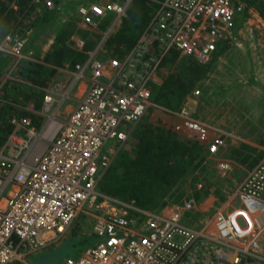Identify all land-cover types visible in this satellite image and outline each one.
Listing matches in <instances>:
<instances>
[{"label": "built area", "instance_id": "obj_1", "mask_svg": "<svg viewBox=\"0 0 264 264\" xmlns=\"http://www.w3.org/2000/svg\"><path fill=\"white\" fill-rule=\"evenodd\" d=\"M32 2L54 7L53 0ZM149 2L155 9L126 55L98 58L106 34L76 65L70 87L65 90L59 82L44 88L47 122L27 115L11 119L12 130L0 149V264H31V255L59 244L82 216L99 242L59 264H264V155L238 187V204L200 228L183 220L185 212L197 208L194 196L181 206L148 211L98 190L119 151L156 106L152 89L166 56L176 50L209 64L233 38L244 9L235 0ZM129 4L105 0L77 9L84 28L93 31L110 12L124 16ZM78 44L82 47L83 40ZM25 46L23 37L9 32L0 52L19 64ZM70 101L68 114L59 119ZM170 112L193 124L187 107ZM223 145L217 139L210 151L217 153Z\"/></svg>", "mask_w": 264, "mask_h": 264}, {"label": "rangeland", "instance_id": "obj_2", "mask_svg": "<svg viewBox=\"0 0 264 264\" xmlns=\"http://www.w3.org/2000/svg\"><path fill=\"white\" fill-rule=\"evenodd\" d=\"M74 1L76 0L58 3L53 0L55 5L58 3V14L57 18L49 23L50 25L40 22V13L37 11L32 12L30 17H24V25L27 27L23 35L26 40L25 53L27 56L25 59L28 58L37 63L47 60L46 55L52 53V46L62 27L69 22H76L70 17L76 5ZM123 1L128 2V0ZM237 1L247 10L249 18L242 24V27L236 30V36L235 34L233 36L235 39L229 44V48L214 59L206 74L194 79L191 91L184 98L181 106L174 110L178 112L185 107L188 108L192 119L188 121H192L193 124L188 125L182 135L190 141L208 146L206 148L208 150L200 152L206 154L202 162L198 159L192 164L184 162L186 173L175 187L168 204L181 206L186 199L195 197L196 191L204 189V192H208V195L200 202L197 201V208L194 211L183 214V220H187L190 225L198 228L202 227L206 220L216 219L217 213L227 211L232 205L238 204L235 196L238 187L264 155V19L259 13V9H264L262 6L264 0H257L253 4H251L253 0ZM13 4L14 2L10 5L13 6ZM69 4L73 6L68 7ZM127 16L125 13L122 17L128 18ZM122 19L115 17L104 36L117 31ZM76 25L80 29L84 28L80 20L76 22ZM20 28L21 23L18 22L13 24L9 30L15 31ZM80 39L78 33L71 37L74 45L79 48H81L78 44ZM100 45L101 41L97 46ZM98 57L104 60L111 58L107 49L103 47L99 50ZM66 63L67 66L61 67L49 88H53L59 82L64 84L65 90L72 85L75 70L71 68V59ZM191 63H193L192 59L182 55L174 61H167L160 71V79L156 84H161L171 73L177 72V68L184 71L183 66H189ZM67 67L69 70H64ZM19 68L20 65L15 62L8 65L5 80L3 78L2 80L6 82L13 79L22 83L23 88L30 87L32 85L30 80L16 76V70ZM196 90L201 91L199 95H193ZM35 100L36 96L28 101V104H23L21 101L17 105L26 109L27 116L36 123H45L48 117L44 112V107H34ZM71 105H73L72 101L63 106L58 112L59 119H63L68 114ZM161 108L156 105L149 110L115 160L122 151L132 152L135 149L133 141L145 126L150 112L152 109ZM217 139H223L224 145L218 149L217 153H212L210 145ZM4 143L5 141L0 145V149ZM223 165H228V168L225 169ZM199 185H202L201 189ZM88 222L90 224V220L82 216L68 232L66 238L41 253L31 255L30 263L59 264L66 258L76 257L89 246L97 244L99 237L92 234V225L89 226ZM214 223L211 229H214Z\"/></svg>", "mask_w": 264, "mask_h": 264}, {"label": "trees", "instance_id": "obj_3", "mask_svg": "<svg viewBox=\"0 0 264 264\" xmlns=\"http://www.w3.org/2000/svg\"><path fill=\"white\" fill-rule=\"evenodd\" d=\"M55 1L60 3V0ZM256 1L253 0L251 4ZM13 2L17 5V9L10 5ZM74 2L76 5L72 13H69L71 19L77 22L81 20L77 7L93 1L76 0ZM121 2L125 3L123 0ZM58 3L54 4L53 8L41 3L37 7L41 8L37 10L36 6L31 4V0H0V42L9 32L23 37L24 30L27 29L24 25V17H30L32 12H39L40 22L50 25L49 23L57 18ZM72 6L73 4L68 5V7ZM154 9L155 6L149 0H139V2L131 0L126 10L128 18L121 17L123 19L118 30L111 32L104 41L103 48L107 49L110 57L121 58L132 49ZM259 13L264 19V9H259ZM115 17L116 13H108L106 17L98 21V26L93 31L87 28L80 29L76 22H69L59 31L52 46V53L46 55L47 60L43 63H37L28 58L20 61L16 76L30 80L32 85L23 88L22 83L13 79L6 81L3 85L0 94V145L12 130L11 119L16 115H27L26 109L18 107L17 103L23 101V104H28V101L36 96L34 107L42 106L44 88L53 83L61 67L65 65L64 63L71 59V68L75 70L78 63L84 62L88 57V52L97 47ZM248 18V12L244 8L237 17L236 29L242 27ZM18 22L21 23V28L10 31V27ZM75 33H78L84 41L81 48L75 46L74 41L71 40ZM234 39L235 37L222 44L215 58L228 49ZM7 56L2 61L3 69L7 67V64L9 65L8 61L11 62V56ZM178 56L180 53L173 50L166 56L163 66L167 61H174ZM192 61L193 63L189 66L182 65L185 68L184 71L177 68V72L171 73L161 84L153 86L152 101L162 108L152 109L150 112L145 126L133 141L135 149L132 152L122 151L107 170L98 186L101 193L124 201H135L144 210H160L169 204L175 187L184 177L186 173L184 162L192 164L197 159L200 162L205 159L206 154L200 152L208 150L206 149L208 146L186 139L187 137L182 134L188 125L183 119L170 112L181 106L193 87L194 79L197 76L198 78L204 76L214 60L207 65H200L194 59ZM2 71L0 70V75ZM2 100L7 101L6 105ZM206 195L208 192L201 189V191H196L195 198L200 202Z\"/></svg>", "mask_w": 264, "mask_h": 264}, {"label": "crops", "instance_id": "obj_4", "mask_svg": "<svg viewBox=\"0 0 264 264\" xmlns=\"http://www.w3.org/2000/svg\"><path fill=\"white\" fill-rule=\"evenodd\" d=\"M68 0H60V2H67ZM93 2H103V1H105V0H92ZM129 1V0H128ZM236 1V0H235ZM131 2V1H130ZM238 2V1H237ZM41 3H44V2H41ZM40 3V4H41ZM238 3H240V2H238ZM31 4L32 5H34V6H36V8L38 7V6H40V4H38V3H34V2H32V0H31ZM13 6H14V8L15 9H17L18 7H17V5L15 4V2H14V4H13ZM80 22H81V20H80ZM81 25H82V23H81ZM236 27H235V31H234V34H236ZM1 43V42H0ZM24 52H25V50H24ZM26 53H25V58H26ZM5 57H8L4 52H0V70L3 72L1 75H0V94L2 93V88H3V85L5 84V75H6V69H7V67H8V64H7V67L5 68V69H3L2 67H1V65H2V61H3V58H5ZM99 58V57H98ZM11 61L12 62H10V61H8L9 62V65H12L13 64V58L11 57ZM65 65V67L67 66V63L65 62L64 63ZM11 67V66H10ZM64 70H69L68 69V67L67 68H65ZM70 73H72V70H70ZM2 78L4 79V80H2ZM82 88V85H80V87H79V90ZM81 92L79 91V92H77L76 94H80ZM1 100V99H0ZM264 101V100H263ZM2 102H5L4 104L6 105V102L7 101H3L2 100ZM8 104V103H7ZM42 106H43V103H42ZM18 107H20V106H18ZM40 116V115H39ZM38 116H36V118H37ZM12 126V125H11ZM11 132V131H10ZM8 136H9V134H8ZM8 136H7V138H8ZM5 142H6V140H5ZM215 227V226H214Z\"/></svg>", "mask_w": 264, "mask_h": 264}, {"label": "bare ground", "instance_id": "obj_5", "mask_svg": "<svg viewBox=\"0 0 264 264\" xmlns=\"http://www.w3.org/2000/svg\"><path fill=\"white\" fill-rule=\"evenodd\" d=\"M246 233H249V232H243V231H241V230L238 231V234L245 235Z\"/></svg>", "mask_w": 264, "mask_h": 264}]
</instances>
